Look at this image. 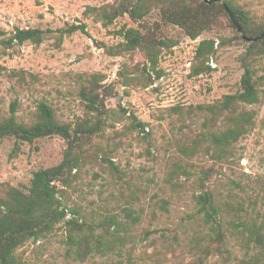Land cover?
Here are the masks:
<instances>
[{"label":"rangeland","instance_id":"obj_1","mask_svg":"<svg viewBox=\"0 0 264 264\" xmlns=\"http://www.w3.org/2000/svg\"><path fill=\"white\" fill-rule=\"evenodd\" d=\"M232 1L264 20V0ZM114 2L0 0V117L14 109L19 122L30 124L39 104L46 103L60 122L76 124L88 117L87 102L79 95L93 74L116 94L105 101L104 127L83 146L72 187L63 194L64 205L78 209L88 223L117 216L121 226L114 250L73 261L66 255L61 223L48 238L28 241L17 254L24 264H240L257 250L246 248L237 225L264 219V57L251 62L261 103L247 108L258 112L256 126L234 146L233 157L219 161L204 150L184 153L200 138L203 120L186 110L182 117L176 109L238 93L247 45L236 39L225 17L196 40L177 26H162L156 36L167 47L157 72H149L141 50L107 53L123 41L119 31L137 27L128 16L106 27L86 13ZM145 20L160 23L159 11ZM72 24H85L89 35L78 31L62 42L50 35L41 45L9 49L1 44L16 28L57 30ZM202 40L216 42L209 62L213 69L194 77L190 69ZM137 122L146 129L137 128ZM66 148L58 136L32 143L1 140L0 191L10 185L27 193L34 173L60 164ZM175 164L181 168L174 170ZM205 194L218 211L214 222H208L210 209L199 199ZM217 225L222 236L212 229Z\"/></svg>","mask_w":264,"mask_h":264},{"label":"trees","instance_id":"obj_2","mask_svg":"<svg viewBox=\"0 0 264 264\" xmlns=\"http://www.w3.org/2000/svg\"><path fill=\"white\" fill-rule=\"evenodd\" d=\"M221 1L230 9L246 37L257 38L264 33V20H256L232 0ZM153 10L159 11L160 23L150 24L145 20ZM86 13L92 14L106 27L117 19L128 16L137 27L119 31L117 35L123 41L114 48H106L107 53L118 56L141 50L146 55L149 72H157L160 53L167 47L166 42L156 36L157 28L177 26L186 36L196 40L210 31L222 17L227 18L235 31L236 39L247 45L239 92L226 95L213 104L176 110L182 117L186 110L191 117L203 120L204 130L200 138L191 148H185L184 153L194 154L204 150L207 155L219 161L233 157L234 146L256 126L258 112L247 108L261 103L255 69L251 62L254 56L264 57V37L255 42L245 41L236 31L225 9L219 3L206 4L204 0H115L113 4L89 7ZM78 31L89 35L85 24H72L57 30L16 28L1 44L8 49L25 43L38 46L50 35L62 42L65 36ZM216 50L214 40H202L199 43L190 69L192 76L212 72L209 62ZM157 75L159 79L160 76L158 73ZM99 80L94 74L85 78L88 85L81 88L79 96L87 102L88 117L76 124L60 122L54 109L46 103L39 104L36 120L30 124L19 122L14 109L9 116L0 117V141L15 138L20 142L32 143L40 138L58 136L67 144L62 162L35 172L27 193L10 185H3L0 191V264H24L17 254L18 249L30 240L38 242L48 238L61 223L65 225L67 232L66 255L73 261L86 262L92 256H105L114 250L121 226L117 216L109 215L98 222L88 223L80 217L78 209L69 208L63 203L65 188L72 187V173L79 168L83 146L104 127L102 116L106 111L105 101L116 97L113 90L102 87ZM153 82L151 78V84ZM89 114L92 117L89 118ZM136 127L143 131L146 129V125L141 122H137ZM175 166L174 170L181 168L178 164ZM199 199L205 208L207 206L210 209L206 214L208 222H214L218 211L211 195H200ZM237 227L243 229L240 234L246 248L257 250L254 256L240 264H264V219L260 224L255 222ZM219 228L220 225H217L212 229L217 236H222Z\"/></svg>","mask_w":264,"mask_h":264},{"label":"water","instance_id":"obj_3","mask_svg":"<svg viewBox=\"0 0 264 264\" xmlns=\"http://www.w3.org/2000/svg\"><path fill=\"white\" fill-rule=\"evenodd\" d=\"M204 2L206 3V4H211V3H219L224 9H225V11H226V13H227V15L229 16V18L231 19V21L233 22V24L235 25V27H236V31L243 37V39L245 40V41H250V42H255V41H257V40H259V39H261V38H263L264 37V33L260 36V37H257V38H248V37H246L245 35H244V33H243V31H241L242 30V28L240 27V25L236 22V20H235V18H234V16L232 15V13H231V11H230V9L227 7V5L225 4V3H223L221 0H204Z\"/></svg>","mask_w":264,"mask_h":264}]
</instances>
